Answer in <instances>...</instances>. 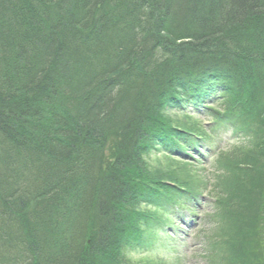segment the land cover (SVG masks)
Listing matches in <instances>:
<instances>
[{
    "label": "trees",
    "instance_id": "trees-1",
    "mask_svg": "<svg viewBox=\"0 0 264 264\" xmlns=\"http://www.w3.org/2000/svg\"><path fill=\"white\" fill-rule=\"evenodd\" d=\"M53 1L0 0V264H155L207 184L215 261L264 264V0Z\"/></svg>",
    "mask_w": 264,
    "mask_h": 264
},
{
    "label": "rangeland",
    "instance_id": "rangeland-1",
    "mask_svg": "<svg viewBox=\"0 0 264 264\" xmlns=\"http://www.w3.org/2000/svg\"><path fill=\"white\" fill-rule=\"evenodd\" d=\"M188 109L193 112L191 107ZM204 122L207 121L204 116L199 115ZM211 150L219 152L220 149L226 148L229 143L240 141V137L231 134V129L222 126L219 131L212 133ZM207 154H195L194 158L197 162L194 165L202 170L204 176L210 181L212 178L211 171L214 167L216 156L209 157ZM194 161V160H193ZM197 175L202 177V172ZM211 184H207L198 198V207L195 208L196 202L190 204L192 208L170 210L171 225L173 228H166L165 232L160 233L158 230V238L151 237V241L143 246H137L128 252L134 260L148 259L155 264H222L215 261L216 255L213 254L212 239L216 229L217 219L215 215V207L212 202V194L210 193ZM167 211L160 210L161 214ZM168 214V213H167ZM212 252V253H211Z\"/></svg>",
    "mask_w": 264,
    "mask_h": 264
},
{
    "label": "bare ground",
    "instance_id": "bare-ground-1",
    "mask_svg": "<svg viewBox=\"0 0 264 264\" xmlns=\"http://www.w3.org/2000/svg\"><path fill=\"white\" fill-rule=\"evenodd\" d=\"M81 2H79V0H78V2L76 1V0H54L53 2H51L52 3V5H54L55 6V9L56 10H58L59 12H60V10L62 11V12H65L64 10H67V11H73V12H75L76 14H77V12H78V9L80 10V11H83V12H88V11H91L87 6H86V4L84 3V0H80ZM77 4L78 6H77V9H73L74 8V4ZM43 13H46V14H49V10H47V9H45V10H43ZM61 13V12H60ZM0 23H1V21H0ZM3 24H0V26H2ZM10 25V23L9 22H7L6 24H5V27H7V26H9ZM27 31H31V29L30 28H28L27 29ZM28 45H27V43L26 42H24V41H22V47H27ZM0 95H1V97H5V96H7V95H5L3 92H1L0 93ZM15 95H12V97H14ZM8 98H9V96H8ZM54 102V101H53ZM5 117H3V116H1L0 115V119L1 120H5L4 119ZM13 137L11 136V138L9 137V138H6L7 140H11ZM5 139V138H4ZM5 139V141H3L1 144L2 145H4L5 147H10V146H7L6 144L8 143V141ZM21 146H23V145H21ZM5 147L3 148V150H5ZM10 149H12V148H10ZM14 149V151H15V149H17V147H14L13 148ZM23 166H24V164H23Z\"/></svg>",
    "mask_w": 264,
    "mask_h": 264
}]
</instances>
